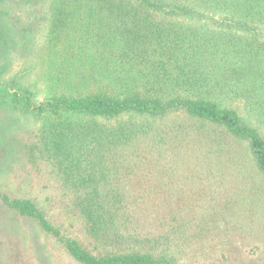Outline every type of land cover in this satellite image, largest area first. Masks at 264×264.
<instances>
[{
    "label": "trees",
    "instance_id": "16d2710c",
    "mask_svg": "<svg viewBox=\"0 0 264 264\" xmlns=\"http://www.w3.org/2000/svg\"><path fill=\"white\" fill-rule=\"evenodd\" d=\"M5 1L71 90L30 106L47 197L0 190L3 212L70 264H264V0Z\"/></svg>",
    "mask_w": 264,
    "mask_h": 264
},
{
    "label": "rangeland",
    "instance_id": "374dc122",
    "mask_svg": "<svg viewBox=\"0 0 264 264\" xmlns=\"http://www.w3.org/2000/svg\"><path fill=\"white\" fill-rule=\"evenodd\" d=\"M4 1L0 0V9ZM12 6L5 1L0 12V190L12 196L37 197L43 203L49 189L48 171L41 164L27 163L22 155L23 147L37 142L42 131V115L39 110L31 111L30 106H39L71 89L60 66L47 67L38 57L48 42L46 27L31 28V23L25 22V12H9ZM207 88L213 100L234 106L240 116L250 119L240 103L222 97L211 85ZM81 120L52 114L50 123L58 129L60 125L73 127ZM78 224L72 218L62 222L68 234L75 237H79ZM58 249L36 226L8 217L0 208V264H70Z\"/></svg>",
    "mask_w": 264,
    "mask_h": 264
}]
</instances>
